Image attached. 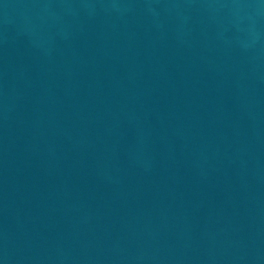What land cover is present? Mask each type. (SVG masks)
I'll return each instance as SVG.
<instances>
[{"label": "water", "instance_id": "1", "mask_svg": "<svg viewBox=\"0 0 264 264\" xmlns=\"http://www.w3.org/2000/svg\"><path fill=\"white\" fill-rule=\"evenodd\" d=\"M0 264H264V0H0Z\"/></svg>", "mask_w": 264, "mask_h": 264}]
</instances>
